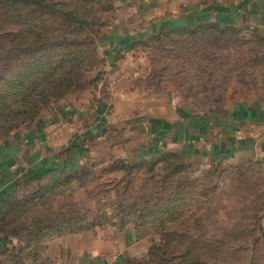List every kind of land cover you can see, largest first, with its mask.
I'll use <instances>...</instances> for the list:
<instances>
[{"label": "rangeland", "instance_id": "1", "mask_svg": "<svg viewBox=\"0 0 264 264\" xmlns=\"http://www.w3.org/2000/svg\"><path fill=\"white\" fill-rule=\"evenodd\" d=\"M251 2L0 0V154L88 152L75 173L19 185L0 175V264L113 225L149 246L134 264H264V25L243 8ZM222 5L244 23L189 26L193 9ZM129 35L126 49L112 43ZM240 106L259 126L232 144ZM158 130L167 147L151 154Z\"/></svg>", "mask_w": 264, "mask_h": 264}, {"label": "crops", "instance_id": "2", "mask_svg": "<svg viewBox=\"0 0 264 264\" xmlns=\"http://www.w3.org/2000/svg\"><path fill=\"white\" fill-rule=\"evenodd\" d=\"M178 6V5H177ZM183 5H179V9L181 10ZM252 15V23L264 25V0H254L249 5H245L243 7ZM147 8H144V11ZM238 11V12H237ZM237 12V13H236ZM244 13L242 9L237 8H229L227 5H222L219 7L209 6L205 9H193L190 13V24L189 26L196 27L201 23L211 22V23H230V21L235 22L237 25L243 22ZM159 25H151L153 28L159 27L163 28L165 22L167 21L165 18L160 17ZM204 19V20H203ZM210 19V20H209ZM182 22V20L176 19L175 22ZM250 21V20H249ZM262 22V23H261ZM157 23V24H158ZM155 26V27H154ZM117 37V36H115ZM135 38L130 36L129 37H119L114 39L112 43L120 44L119 48L126 49L128 46H124L127 42H133ZM118 41V42H117ZM114 44V45H115ZM112 45V44H111ZM117 45H115V48ZM118 51V50H117ZM111 55V54H110ZM246 109H241L237 112V117L239 126L233 125L228 126L227 129H231L233 133L236 135L231 137L230 135L227 136L230 140V143L235 144L237 143L236 140H245L247 138L246 133L241 131L240 127L245 126L248 124L253 128L259 124L256 123V117L258 115L253 111L250 116L253 118L247 122L242 121L244 118L243 114L248 113V107H243ZM248 108V109H247ZM186 118H183L185 120ZM225 119L223 120V122ZM231 121V120H230ZM254 121V122H253ZM258 121V120H257ZM213 127L218 128L216 123H213ZM202 130H207L210 127V124H202ZM252 130L249 129V135H252ZM230 131V132H231ZM241 131V132H240ZM254 135H257L254 131ZM41 136H44V133H41ZM163 135L158 130V134L156 135V140L160 143L159 146L155 145L151 148V154L157 152L165 151L167 147V140H162ZM244 138V139H242ZM43 141L42 138L37 137L36 140ZM158 139H161L158 140ZM203 139V138H202ZM201 140V139H200ZM197 138H190L188 140L189 143H195L196 141H200ZM181 141V140H180ZM179 141V142H180ZM191 141V142H190ZM26 144H29L28 141H25ZM33 142V141H32ZM37 145V143H35ZM156 144V142H155ZM178 144V143H176ZM32 146V145H31ZM30 146V147H31ZM41 146V145H40ZM162 146V147H161ZM220 146V145H219ZM22 148L17 147H7V153L0 154V175H5L4 173H14V176L20 178L22 180L25 177H32L34 175L43 176L45 174L54 175V173H75L76 171L80 170L83 160L88 157L87 149L82 148H74V145L71 148H64L63 156H67L68 159L64 161L56 160L57 157H48L46 153L43 151L41 153V147H36L37 150L35 152H31L30 148H25L24 145L21 146ZM212 150H216L218 146L213 144L211 146ZM263 147V145H262ZM17 148V149H16ZM25 148V149H24ZM21 149V150H20ZM74 149V150H73ZM148 152V151H147ZM144 154V155H143ZM142 155L145 156L146 153ZM149 155V154H148ZM75 165V166H73ZM4 167V171H1V168ZM18 174V175H16ZM133 231L129 230H120L117 227L111 226L107 228H94V229H86V230H78L75 232L65 233V234H58L50 239L46 244L43 245V250L35 251L34 258L29 260H25L27 264H134V263H142L144 260L143 258L149 251V246L146 248H141V250H137L136 242H134ZM130 234V236H129ZM17 246V245H16ZM32 252V250H31ZM17 260V259H16ZM18 262V261H17ZM19 263V262H18ZM22 264V263H21Z\"/></svg>", "mask_w": 264, "mask_h": 264}, {"label": "trees", "instance_id": "3", "mask_svg": "<svg viewBox=\"0 0 264 264\" xmlns=\"http://www.w3.org/2000/svg\"><path fill=\"white\" fill-rule=\"evenodd\" d=\"M31 174V176L33 175L32 173H30ZM34 177H36V179L38 180V179H40L42 176H39V175H34ZM30 177H25V179H22V180H20V182H18L17 184L19 185V184H21V183H27V182H31L32 180L31 179H29ZM33 179V178H32ZM9 194L10 193H5L4 194V196H3V198H1L2 200H1V202H2V204H4L6 201H7V199L9 198V197H7V196H9ZM1 216V215H0ZM55 228V227H54ZM54 228H50V229H54ZM85 230V228H80V229H78V230ZM87 229H91V228H87ZM56 229H54V230H49V232H54ZM78 230H71V232H75V231H78ZM30 232H32V233H34L35 231H36V229H31V230H29ZM37 231H39V230H37ZM41 232H43L42 230H40ZM38 234V233H37ZM41 235V234H40ZM8 243H9V239L8 238H4L3 240H1V244H0V252H3V250H4V252L5 251H7L8 249H9V247H7V245H8ZM29 248V247H28ZM35 248L36 249H39V244L38 245H36L35 246ZM29 249H31V248H29ZM32 251H33V249H31ZM29 258V257H28ZM17 260H19V259H17Z\"/></svg>", "mask_w": 264, "mask_h": 264}]
</instances>
